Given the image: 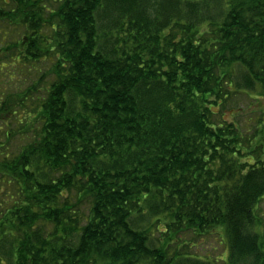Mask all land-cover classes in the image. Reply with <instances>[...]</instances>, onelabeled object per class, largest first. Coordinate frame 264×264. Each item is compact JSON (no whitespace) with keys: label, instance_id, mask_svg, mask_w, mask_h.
Listing matches in <instances>:
<instances>
[{"label":"trees","instance_id":"16d2710c","mask_svg":"<svg viewBox=\"0 0 264 264\" xmlns=\"http://www.w3.org/2000/svg\"><path fill=\"white\" fill-rule=\"evenodd\" d=\"M2 4L19 55L56 59L33 140L0 153V264H217L175 245L215 227L223 264H264V0ZM251 94L247 134L224 111Z\"/></svg>","mask_w":264,"mask_h":264},{"label":"rangeland","instance_id":"374dc122","mask_svg":"<svg viewBox=\"0 0 264 264\" xmlns=\"http://www.w3.org/2000/svg\"><path fill=\"white\" fill-rule=\"evenodd\" d=\"M0 8L9 9L2 4V0ZM23 32V27L11 25L0 18V153H7L9 156L16 155L33 140L37 128L31 129V126H35L34 122L33 120L26 122L28 119L25 117L29 115V111H36V105L45 96V87L55 76V53L48 52L35 60L26 59L24 54L19 55L21 46L15 45V42L21 38ZM40 33L43 37L49 38L51 31L44 27ZM10 46L12 49L9 53L6 49ZM43 49L45 50V45ZM14 58H18V61L12 63ZM34 88L37 90L36 93ZM4 100L6 102L2 103ZM232 100L231 108L224 111V118L228 119L239 113L237 121L242 131L252 133L255 129L254 122L261 115L262 101L256 102L252 94L238 95ZM33 119L36 121L37 116ZM37 122L39 126L40 121ZM27 123L28 125H25ZM247 160L251 161V158ZM256 213L260 219L258 232L264 240V196L257 205ZM155 236H158V232ZM178 237L180 240L176 241L175 245L183 244L178 247V251H184V254L187 253L190 257L215 261L217 264H223L227 259V238L221 227L207 229L201 234L188 231ZM171 247V250H175L174 244Z\"/></svg>","mask_w":264,"mask_h":264}]
</instances>
